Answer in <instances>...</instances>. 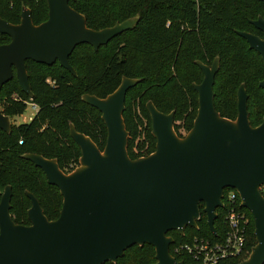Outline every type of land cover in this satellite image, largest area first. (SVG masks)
Wrapping results in <instances>:
<instances>
[{
	"label": "water",
	"instance_id": "1",
	"mask_svg": "<svg viewBox=\"0 0 264 264\" xmlns=\"http://www.w3.org/2000/svg\"><path fill=\"white\" fill-rule=\"evenodd\" d=\"M48 17L34 24L23 7L20 22L0 17V33L10 38L0 44V90L15 78L21 90L32 95L26 60L61 67L76 75L68 61L77 45L97 50L120 33L132 29L139 17H131L99 30L87 27L83 14L69 0H46ZM264 34V18L250 21ZM264 62V37L236 31ZM203 78L193 83L198 108L192 127L179 136L174 112L145 104L151 119L155 150L131 159L128 131L123 118L126 92L140 79L123 77L105 98L85 93L82 100L101 113L107 136L103 150L70 124L69 132L81 151L79 165L64 173L56 159L35 153L23 157L40 168L48 184L59 189L62 206L54 220L44 215L38 199L29 191V225L16 224L10 215L11 187L0 196V264H104L116 262L134 245L150 244L155 264H183L170 253L171 230L184 233L197 228L199 203L215 234L216 209L223 206L224 188H233L240 206L252 215L256 244L240 264H264V116L251 126L244 83L236 92L237 116L222 117L215 109L213 84L219 63L196 60ZM264 89V77L259 81ZM0 129L9 132L8 116L0 112Z\"/></svg>",
	"mask_w": 264,
	"mask_h": 264
},
{
	"label": "trees",
	"instance_id": "2",
	"mask_svg": "<svg viewBox=\"0 0 264 264\" xmlns=\"http://www.w3.org/2000/svg\"><path fill=\"white\" fill-rule=\"evenodd\" d=\"M69 5L83 14L87 27L99 30L138 16L137 24L95 50L89 44L77 45L68 57L76 72L71 74L58 61L51 65L26 60L31 96L25 94L15 75L0 90V111L9 118L22 115L32 101L38 110L28 122L12 125L9 132L0 129V190L11 187L10 215L16 224H30L27 210L30 200L25 191L39 201L48 220L58 217L62 196L48 184L43 171L23 157L26 153L56 159L64 173L79 165L81 151L70 136L72 124L102 151L106 142V126L101 113L82 100L85 93L105 98L123 77L140 81L125 96L123 118L128 131L127 152L131 159L147 156L155 150L151 119L145 104L149 100L163 112H174V129L179 136L190 130L198 108V95L193 83L203 74L196 60L206 65L218 58L213 91L215 109L222 117L237 116L236 92L244 83L251 126L264 116V77L261 56L250 49L236 31H246L263 38L251 24L264 18V0H69ZM23 7L31 12L32 22L40 24L48 17L46 0H0V17L11 24L20 22ZM10 38L0 33V44ZM21 141V142H20ZM234 192L236 207L249 217L248 238L240 255L232 260L239 264L247 259L256 244L251 213L240 206L233 188H224L217 208L214 227L209 230L207 218L199 203L197 228L186 227L184 234L167 233L174 245L190 241L194 236L220 238L225 230L224 215L228 209L227 194ZM264 196V188L261 190ZM170 246V250H171ZM176 260L188 264L184 255ZM155 250L150 244L134 245L116 262L104 264H155Z\"/></svg>",
	"mask_w": 264,
	"mask_h": 264
},
{
	"label": "built area",
	"instance_id": "3",
	"mask_svg": "<svg viewBox=\"0 0 264 264\" xmlns=\"http://www.w3.org/2000/svg\"><path fill=\"white\" fill-rule=\"evenodd\" d=\"M29 104L35 112L38 110L36 103L30 101ZM227 202L228 209L224 215L226 230L220 238L194 236L190 241L177 245L173 243L170 253L173 256L175 254L186 256L188 264H232V260L240 255L246 245L249 217L244 211L237 209L234 192L231 191L227 194ZM222 207H224V203ZM213 235L217 236V233L215 232Z\"/></svg>",
	"mask_w": 264,
	"mask_h": 264
},
{
	"label": "rangeland",
	"instance_id": "4",
	"mask_svg": "<svg viewBox=\"0 0 264 264\" xmlns=\"http://www.w3.org/2000/svg\"><path fill=\"white\" fill-rule=\"evenodd\" d=\"M34 114H35V111L31 108V106L28 102L24 113L22 115L10 118V121L13 125H18L20 123L28 122L30 120V117H32ZM185 133L186 132H183L182 134H185ZM3 190H4V187L1 188V190H0V196L3 193Z\"/></svg>",
	"mask_w": 264,
	"mask_h": 264
},
{
	"label": "flooded vegetation",
	"instance_id": "5",
	"mask_svg": "<svg viewBox=\"0 0 264 264\" xmlns=\"http://www.w3.org/2000/svg\"><path fill=\"white\" fill-rule=\"evenodd\" d=\"M264 37V36H263ZM1 112V111H0ZM2 113V112H1ZM9 118V117H8ZM13 118V117H12ZM31 118V117H30ZM9 122H10V129H11V126L13 125L12 123H11V121H10V118H9ZM12 124V125H11ZM25 194H26V191H25ZM28 198V197H27ZM29 199V198H28ZM11 201V200H10ZM10 205H11V203H10ZM30 205H31V203H30ZM11 207V206H10ZM10 212V211H9ZM29 225V224H28ZM185 230V229H184ZM175 231V230H174ZM170 237H172V236H170ZM173 239V238H172ZM174 240V239H173ZM174 243V242H173ZM171 246V245H170Z\"/></svg>",
	"mask_w": 264,
	"mask_h": 264
}]
</instances>
